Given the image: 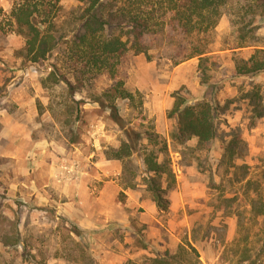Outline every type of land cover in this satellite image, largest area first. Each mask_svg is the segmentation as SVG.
<instances>
[{"label":"rangeland","instance_id":"374dc122","mask_svg":"<svg viewBox=\"0 0 264 264\" xmlns=\"http://www.w3.org/2000/svg\"><path fill=\"white\" fill-rule=\"evenodd\" d=\"M20 1L0 0V232L14 231L20 207V229L43 264H76L64 256L72 238L79 239L70 234L75 226L83 230L82 239L97 264H125L128 260L142 263L158 253H175L181 244L188 243L197 249L199 264H234L229 246L244 233L239 228V215L247 225L244 227L249 226L250 218L243 188L229 184L231 172L223 175L219 165L221 140L214 143L209 160L199 169L196 157L204 158L206 154L191 152L197 148L196 139L174 148L171 134L175 121L167 116L174 103L173 93L178 90L189 103L213 98L220 106L227 105L221 129L241 127L248 144V155L239 163H247L253 174L264 170V118L249 128L247 104L242 96L250 88V81L264 85V72L252 79L232 77V53L248 58L255 49L235 48L233 12L220 19L213 37V54L219 56L220 65L207 70L211 87L201 83L198 57L174 65L164 54L169 50H163L167 46L163 41L150 56L130 51L117 78L96 76L75 88L70 43L66 41L70 37H63L39 63L33 64L26 57V38L16 32L11 17ZM39 1L41 9L56 16L53 20L60 27V35L72 29L66 23L69 11L77 14L83 8L81 0ZM237 1L244 4L246 0ZM254 25L264 43V18L256 16ZM222 46L226 49L218 51ZM118 82L122 83L120 89L131 94L129 98L117 97ZM25 99L31 101L32 110L31 104L21 107ZM230 100L234 102L228 104ZM151 133L157 134L158 142L167 144L175 175V185L166 194V209L158 206L143 179L146 153L159 154L161 147L148 140ZM27 137L45 142L44 149L51 150L48 158L54 161L55 168L63 163L68 166L66 177L56 179L52 192L44 193L42 200H34L30 185L38 159L32 157L39 154L32 153ZM123 143L131 146L128 166V158L110 160ZM9 152L16 153L19 162L9 157ZM41 155L39 163H45L48 158L44 152ZM133 175L136 185L131 188ZM81 181L86 187L84 194L63 196V184L74 189ZM18 182L23 183L13 185ZM225 198L235 201L220 209ZM67 202L70 212L84 211L86 220L98 224L85 229L62 210ZM46 208L53 211L47 212ZM257 231L255 227L250 234ZM8 259L0 246V264Z\"/></svg>","mask_w":264,"mask_h":264},{"label":"trees","instance_id":"16d2710c","mask_svg":"<svg viewBox=\"0 0 264 264\" xmlns=\"http://www.w3.org/2000/svg\"><path fill=\"white\" fill-rule=\"evenodd\" d=\"M82 11H69L66 23L72 25L67 35L59 34V26L53 20L56 16L48 9H41L39 0H22L11 11L16 24V32L26 38L25 53L31 63L43 61L56 49L59 41L69 38L71 64L76 84L82 87L96 76L106 75L115 79L123 70L127 54H144L150 56L163 42L167 41V58L174 64L199 58V70L202 73L201 83L208 87L209 67H219L218 55L214 53L213 37L220 19L232 14L236 25V47H255L248 58L232 53L233 78L252 79L264 72V43L256 34L254 25L256 16L264 18V0H81ZM41 17L43 19H41ZM59 27V28H58ZM222 46L218 51L225 50ZM70 85V84H69ZM116 89L120 98H129L131 94ZM250 88L242 95L247 104L248 126L256 127L264 118V85L250 81ZM72 89L75 90V88ZM73 90V91H74ZM174 103L168 112V118L175 121L171 134L172 146L185 145L191 139L197 140V148L191 152L202 151L204 158L197 156V166L202 168L209 160L214 143L221 140L223 150L219 165L223 175H228L229 184L242 186L243 199L249 205L250 218L248 227H244L239 215V228L244 233L233 239L230 244L233 250L234 264L264 263V170L253 174L247 163H239L248 155V144L239 126L230 127L229 131L221 129L222 116L228 106H220L213 98L189 103V99L180 90L173 93ZM234 100L228 101V104ZM157 134L151 133L149 141L161 145L159 154L148 152L145 155L146 165L144 184L153 194L158 206L166 209L169 200L167 192L175 185V175L168 156V147L163 141H157ZM162 156L161 159L158 156ZM132 156L129 143H123L111 159L125 160L130 163ZM125 165V167H126ZM204 170V169H203ZM136 175L129 183L134 188ZM164 184L166 186H164ZM234 199H223L220 209H226ZM20 206V204H19ZM22 206V204H21ZM45 211L52 212L50 208ZM22 209L16 211L17 220L13 232H0V246L9 257L5 264H43L38 261V254L32 249L29 237L21 231ZM258 231L251 235L253 228ZM243 228V229H242ZM78 240L72 238L66 258L76 264H97L88 246L82 239L83 230L75 226L70 231ZM71 239V238H70ZM200 255L191 244H181L175 253L166 251L146 258L142 263L128 260L125 264H199Z\"/></svg>","mask_w":264,"mask_h":264},{"label":"crops","instance_id":"0c3cea01","mask_svg":"<svg viewBox=\"0 0 264 264\" xmlns=\"http://www.w3.org/2000/svg\"><path fill=\"white\" fill-rule=\"evenodd\" d=\"M20 104H21V107L26 106V104L30 105L31 101L28 102V100L25 99ZM30 109L32 110V104L30 106ZM3 123H5V122L3 121ZM3 126L5 128H8L9 124H7V125L3 124ZM2 136H4V138H6L5 135H1V138H2ZM27 140L31 141V139L28 137H27ZM31 144H32V146H31L32 153L39 154V155H37V157H32L33 159H35V158H38V159L36 160V168L34 170H32V173H31L33 175L31 176L30 185H31V189L33 191V196L35 198L34 200H42L44 197V193L48 194V193L52 192L51 188L54 185V182L56 179L59 181V180H62L66 177V173L68 171V166L66 163H63V165L61 164L60 167H58V168L54 167V161L50 157H49L50 159L48 158V156H51L52 152L49 148L44 149V147H45L44 141H41V140H35L34 141L33 140V141H31ZM42 152H44L46 158H48V160H46L45 163H39L40 161L43 160V159H41ZM8 156L18 160V156L16 155V153L9 152ZM110 160H112V159H110ZM18 162H19V160H18ZM111 162H110V164H111ZM21 183H23V182L13 183V185L17 186V184H21ZM76 184L77 185H75L74 189H70L66 185L63 184L61 187L63 194H65L63 196L71 198V197H74V194H76V193H78V194L83 193L84 194L86 187H84L83 181L76 183ZM45 200H47V199L45 198ZM68 201H71V200H68ZM61 202H63V201L61 200ZM63 204H66V205L63 207L62 210H65L71 218H76L78 222L80 221V223L84 226L85 229L86 228H92V227L96 226V224H98L97 221L86 220L87 216H83L84 211L83 212L80 211V213L70 212L68 209H66V206H70V204L68 205V202L63 203ZM81 216H82V219H79Z\"/></svg>","mask_w":264,"mask_h":264}]
</instances>
